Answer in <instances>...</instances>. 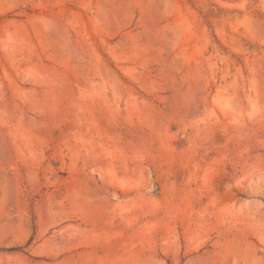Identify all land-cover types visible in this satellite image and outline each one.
Returning a JSON list of instances; mask_svg holds the SVG:
<instances>
[{
	"label": "rangeland",
	"instance_id": "obj_1",
	"mask_svg": "<svg viewBox=\"0 0 264 264\" xmlns=\"http://www.w3.org/2000/svg\"><path fill=\"white\" fill-rule=\"evenodd\" d=\"M0 264H264V0H0Z\"/></svg>",
	"mask_w": 264,
	"mask_h": 264
}]
</instances>
